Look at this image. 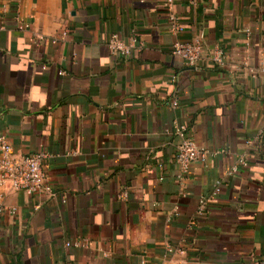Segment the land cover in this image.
<instances>
[{
	"label": "crops",
	"instance_id": "0c3cea01",
	"mask_svg": "<svg viewBox=\"0 0 264 264\" xmlns=\"http://www.w3.org/2000/svg\"><path fill=\"white\" fill-rule=\"evenodd\" d=\"M0 135L52 191L0 188V264H264V0H0Z\"/></svg>",
	"mask_w": 264,
	"mask_h": 264
},
{
	"label": "built area",
	"instance_id": "2783aa9c",
	"mask_svg": "<svg viewBox=\"0 0 264 264\" xmlns=\"http://www.w3.org/2000/svg\"><path fill=\"white\" fill-rule=\"evenodd\" d=\"M167 4L171 0H165ZM170 28L174 32L182 31V27L177 24L174 17H170ZM106 46L112 54L122 57H129L134 51H138L133 42L124 43L118 39L116 35H111ZM170 52L179 57L184 65L195 67L205 58V54L199 42H175L171 46ZM223 53L219 50L213 53V61L222 62ZM176 103L172 102V106ZM176 133L181 137L180 143L177 145L174 153V160L182 170H185L194 162H203L206 158V151L198 148L195 143L187 137L184 128L175 129ZM47 155L43 152L36 154H27L23 156H15L11 146L7 143L4 136L0 135V188L9 191H19L27 195L35 193H44L52 195L51 187L46 182L42 170V164ZM243 165V163H241ZM234 169L231 170L233 172ZM218 189L214 190L216 193ZM13 214L15 209H8L2 203L0 197V215L4 212ZM259 264V263H251Z\"/></svg>",
	"mask_w": 264,
	"mask_h": 264
}]
</instances>
